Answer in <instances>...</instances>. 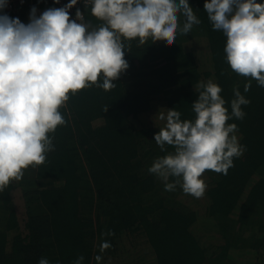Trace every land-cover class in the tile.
Returning a JSON list of instances; mask_svg holds the SVG:
<instances>
[{"label":"trees","instance_id":"1","mask_svg":"<svg viewBox=\"0 0 264 264\" xmlns=\"http://www.w3.org/2000/svg\"><path fill=\"white\" fill-rule=\"evenodd\" d=\"M189 2L201 21L189 33H178L171 44L150 35L125 40L129 67L113 88L93 84L69 94L60 109L66 123L50 134L54 150L0 192V264H38L41 257L73 264L80 255L84 264H111L107 254L121 251L123 235L133 243L145 239L151 249L147 256H129V264H243L241 249L254 255V264H264V87L230 68L226 37L213 29L205 0ZM84 9L93 27L103 23L91 14V5ZM4 12L29 22L28 4ZM208 79L222 87L229 112L234 87L251 101L242 106L243 119L228 121L237 124L243 154L227 174H202L206 217L219 235L209 246L195 232L199 213L181 198L180 185L166 191L148 172L166 154L154 141L159 127L135 123L157 100L175 107L181 119H194V86ZM18 188L27 212L23 228L13 194ZM102 239L111 241L106 252L99 248Z\"/></svg>","mask_w":264,"mask_h":264},{"label":"clouds","instance_id":"2","mask_svg":"<svg viewBox=\"0 0 264 264\" xmlns=\"http://www.w3.org/2000/svg\"><path fill=\"white\" fill-rule=\"evenodd\" d=\"M8 3L0 0V192L54 150L50 134L66 123L60 109L70 93L93 84L104 90L115 86L129 67L125 40L143 41L150 35L171 44L178 33L187 34L201 23L189 0H84L103 22L96 27L85 21L79 8L71 18L69 10L78 0L49 7L40 15L33 6L28 23L4 12ZM204 10L213 29L226 37L230 68L264 87V0H205ZM250 87L249 81L244 92ZM194 88L198 94L192 102L194 119H181L175 107L156 114L164 124L158 126L154 141L166 154L156 157L148 172L166 191L179 184L185 194L200 198L206 190L202 174L206 170L227 174L243 154L237 124L228 121L243 119L242 106L251 101L234 87L229 112L222 87L213 79ZM110 243L102 239L99 248ZM95 258L102 260V251L95 252ZM84 259L80 255L73 264H84ZM38 264L51 261L41 257Z\"/></svg>","mask_w":264,"mask_h":264},{"label":"rangeland","instance_id":"3","mask_svg":"<svg viewBox=\"0 0 264 264\" xmlns=\"http://www.w3.org/2000/svg\"><path fill=\"white\" fill-rule=\"evenodd\" d=\"M182 25V24H181ZM196 30V29H195ZM197 31V30H196ZM161 42H165V39L163 37L157 38ZM199 38H196L194 40L195 46H199ZM158 103H155L152 107V110L146 114V116H142L135 120V123L137 125L148 124L151 126H163L164 122L160 121L155 118L156 114L162 110L167 111L166 105L162 100H157ZM239 137V136H238ZM204 180H207V178L204 177ZM14 199L16 203V208L19 216L20 225L23 228L26 222L27 218V212H26V206L24 203V199L22 196L21 188H18L14 190ZM181 198H183L190 206H192L194 209L197 210L199 213V220L195 224L194 229L197 233V236L201 239V241L204 244H209L212 242L213 238H217L218 232L216 226L212 223V220L208 217H206V204H207V196L204 195L200 198H196L194 196L185 194L182 192ZM215 226V227H214ZM216 230V231H215ZM219 236V235H218ZM122 249L121 251L112 257V253L108 252L110 255L109 259L111 264H129V256L130 258L133 257V254H144L147 256V254L151 253V249H149L148 244L146 243L145 239H137L136 242H131L129 238L126 237V235H123L121 239ZM110 245L105 247L102 250H105V252L110 249ZM131 254V255H129ZM238 258L243 262V264H254V255L248 251V249H241L238 253Z\"/></svg>","mask_w":264,"mask_h":264},{"label":"built area","instance_id":"4","mask_svg":"<svg viewBox=\"0 0 264 264\" xmlns=\"http://www.w3.org/2000/svg\"><path fill=\"white\" fill-rule=\"evenodd\" d=\"M68 0H59V3H56V0H9L7 8L3 11L10 12H18L22 5H29V14L31 12V8L35 6L37 8V15H40L44 10L49 7H61L66 4ZM84 0H78L77 5L73 6L69 11L71 14V18H75L76 9L79 8L82 12H84L85 21H87Z\"/></svg>","mask_w":264,"mask_h":264}]
</instances>
